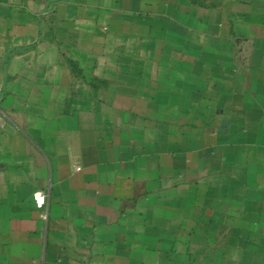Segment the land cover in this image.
I'll return each instance as SVG.
<instances>
[{"label":"crops","instance_id":"1","mask_svg":"<svg viewBox=\"0 0 264 264\" xmlns=\"http://www.w3.org/2000/svg\"><path fill=\"white\" fill-rule=\"evenodd\" d=\"M0 264H264V0H0Z\"/></svg>","mask_w":264,"mask_h":264},{"label":"built area","instance_id":"2","mask_svg":"<svg viewBox=\"0 0 264 264\" xmlns=\"http://www.w3.org/2000/svg\"><path fill=\"white\" fill-rule=\"evenodd\" d=\"M33 199L36 207L42 208L45 203V194L42 191H36L33 194Z\"/></svg>","mask_w":264,"mask_h":264}]
</instances>
